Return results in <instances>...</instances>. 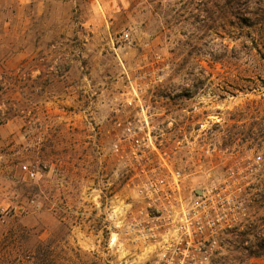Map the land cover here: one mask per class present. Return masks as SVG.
I'll use <instances>...</instances> for the list:
<instances>
[{
  "label": "rangeland",
  "instance_id": "obj_1",
  "mask_svg": "<svg viewBox=\"0 0 264 264\" xmlns=\"http://www.w3.org/2000/svg\"><path fill=\"white\" fill-rule=\"evenodd\" d=\"M226 3L0 0V264L136 259L115 226L135 194L106 129L112 98L162 71L146 98L194 142L178 158L189 186L246 175L249 220L214 264H264L241 243L262 214L264 27L225 23ZM257 157L261 171L245 174Z\"/></svg>",
  "mask_w": 264,
  "mask_h": 264
},
{
  "label": "built area",
  "instance_id": "obj_2",
  "mask_svg": "<svg viewBox=\"0 0 264 264\" xmlns=\"http://www.w3.org/2000/svg\"><path fill=\"white\" fill-rule=\"evenodd\" d=\"M128 37L129 33L123 35L124 40ZM164 72L150 82L135 81L112 98L106 136L112 155L126 167V187L135 194L128 208L120 210L115 226L136 257L125 264H214L224 240L249 220L250 203L242 196L246 175L234 183L229 174L200 187L189 186L178 158L191 153L194 142L172 130V120L157 121L146 98L154 85L163 83ZM160 126L165 130L159 131ZM262 168L261 157L254 158L245 174ZM24 169L36 176L34 168Z\"/></svg>",
  "mask_w": 264,
  "mask_h": 264
},
{
  "label": "trees",
  "instance_id": "obj_3",
  "mask_svg": "<svg viewBox=\"0 0 264 264\" xmlns=\"http://www.w3.org/2000/svg\"><path fill=\"white\" fill-rule=\"evenodd\" d=\"M225 15V23L253 27H264V0H227ZM257 7L253 12L254 8ZM259 11V12H258ZM255 202L257 208L262 210L261 216L256 222L249 221L245 225L242 244L249 242V246L244 247L249 253V260L264 257V193L259 195V199Z\"/></svg>",
  "mask_w": 264,
  "mask_h": 264
}]
</instances>
